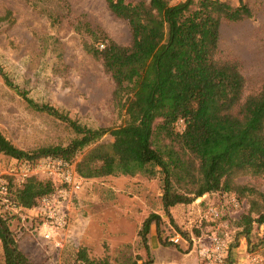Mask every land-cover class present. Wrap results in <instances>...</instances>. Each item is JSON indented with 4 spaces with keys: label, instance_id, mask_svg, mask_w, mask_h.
Segmentation results:
<instances>
[{
    "label": "trees",
    "instance_id": "trees-1",
    "mask_svg": "<svg viewBox=\"0 0 264 264\" xmlns=\"http://www.w3.org/2000/svg\"><path fill=\"white\" fill-rule=\"evenodd\" d=\"M171 1L106 0L108 8L128 22L131 40L127 44L99 40L91 31L94 40L85 42V49L102 62L114 82L113 100L123 115L118 125H83L54 105L28 96L0 65L7 85L29 107L60 119L75 133L66 145L25 150L0 129V151L32 163L48 156L61 158L74 163L85 178L160 175L163 208L170 217L177 204L217 191L235 192L249 204L237 222L249 237L254 223L264 224V191L235 179L250 175L264 180V82L257 91L246 93L240 63L221 58L220 32L224 21L253 17L254 8L248 0ZM105 135L113 140L102 141ZM7 180L25 207L57 188L49 175L33 174L21 184L13 176ZM10 218L0 212L5 264H36L20 248ZM160 219L151 213L140 229L148 253V234ZM78 258L109 264L107 259L91 260L85 249L78 251Z\"/></svg>",
    "mask_w": 264,
    "mask_h": 264
},
{
    "label": "rangeland",
    "instance_id": "rangeland-1",
    "mask_svg": "<svg viewBox=\"0 0 264 264\" xmlns=\"http://www.w3.org/2000/svg\"><path fill=\"white\" fill-rule=\"evenodd\" d=\"M248 1L254 16L224 21L220 32L221 58L240 63L246 93L257 91L264 82V0ZM91 31L99 40L108 38L120 44L131 40L128 22L117 17L106 0H0V65L28 96L54 105L83 125H118L123 115L113 100L114 82L102 62L85 49V42L94 40ZM0 129L25 150L66 145L75 136L60 119L29 107L1 74ZM101 140L112 141L113 137L105 135ZM16 161L0 151V182H8L10 176L16 183L23 182L11 174L18 166ZM86 179L69 208V226L53 240L43 239L36 222L32 225L27 219L23 223L14 210L7 214L20 248L34 263L88 264L78 258V251L85 249L91 260L107 259L109 264H167L169 260L181 264L184 256L187 264L192 256L200 264H217L199 251L201 246H209L213 234L226 241L230 257L224 264H240L248 253L264 259V224L254 223L249 237L241 232L237 222L249 204L246 197L239 199L235 192L217 191L188 204H177L171 208L170 217L163 208L160 175ZM235 181L264 191L262 179L240 175ZM11 196L18 202L14 191ZM21 213L31 215L33 211L24 209ZM151 213L161 219L152 223L149 247L154 242L160 246L148 253L139 232ZM176 235L183 237L181 244L171 240ZM176 246L182 248L173 250ZM189 251L194 252L186 254ZM0 264H5L1 239Z\"/></svg>",
    "mask_w": 264,
    "mask_h": 264
},
{
    "label": "built area",
    "instance_id": "built-area-1",
    "mask_svg": "<svg viewBox=\"0 0 264 264\" xmlns=\"http://www.w3.org/2000/svg\"><path fill=\"white\" fill-rule=\"evenodd\" d=\"M17 168L13 169L11 174L15 175L21 181L33 174L43 173L53 178L57 188L48 195L42 196L37 204L32 207H25L16 202L11 196L8 182H0V212L8 214L10 210L19 213V217L23 221H37L36 227L41 233L43 239L53 240L61 231L65 230L70 224V206L73 199L83 190L84 183L87 179L81 176L75 167L61 158L43 157L35 162L16 161ZM33 211L31 215L21 213V210ZM176 244H181L183 237L176 235L171 238ZM200 241L201 238H198ZM200 243V242H199ZM201 246L199 251L202 257L217 264H224L229 256L226 241L218 234L210 236L209 246ZM240 264H264V259L253 253L246 254L244 260Z\"/></svg>",
    "mask_w": 264,
    "mask_h": 264
},
{
    "label": "crops",
    "instance_id": "crops-1",
    "mask_svg": "<svg viewBox=\"0 0 264 264\" xmlns=\"http://www.w3.org/2000/svg\"><path fill=\"white\" fill-rule=\"evenodd\" d=\"M151 231V230H150ZM150 233V232H149ZM155 246V247H154ZM159 246H160V244H158V243H155L154 242V244H151L150 245V250L151 251H153V250H156V249H158L159 248ZM182 247H178V246H176V248H174L173 250H176V251H179V249H181ZM192 252H194V251H189L188 253H186V254H192ZM180 254H183V255H185L184 253H182V252H180ZM190 255H188V256H190ZM183 258V260H184V262L183 263H181V264H187V263H185L186 261L185 260H187L188 258L186 257V256H184V257H182ZM190 262L188 263V264H200L199 263V261H198V259L196 258V257H191L190 259ZM173 262L171 261V260H169V261H167V264H172ZM205 264H209V263H205Z\"/></svg>",
    "mask_w": 264,
    "mask_h": 264
}]
</instances>
